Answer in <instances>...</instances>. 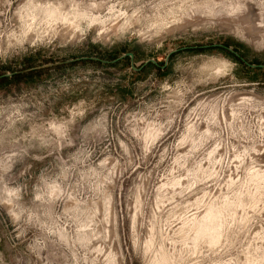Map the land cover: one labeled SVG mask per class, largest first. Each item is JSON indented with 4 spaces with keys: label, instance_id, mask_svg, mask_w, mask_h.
<instances>
[{
    "label": "rangeland",
    "instance_id": "374dc122",
    "mask_svg": "<svg viewBox=\"0 0 264 264\" xmlns=\"http://www.w3.org/2000/svg\"><path fill=\"white\" fill-rule=\"evenodd\" d=\"M264 0H0V264H264Z\"/></svg>",
    "mask_w": 264,
    "mask_h": 264
},
{
    "label": "water",
    "instance_id": "95a60500",
    "mask_svg": "<svg viewBox=\"0 0 264 264\" xmlns=\"http://www.w3.org/2000/svg\"><path fill=\"white\" fill-rule=\"evenodd\" d=\"M218 47H221V46H218ZM187 48H184V49H181V50H177V51H174L173 53H171L167 60H166V63H165V66L168 65V62H169V59L170 57L179 52V51H183V50H186ZM127 58H130L131 59V66L134 70L136 71H139V70H142L143 68H145L148 64L152 63L154 65H157V62L154 61V60H151L149 62H147L146 64H144L140 69H137L135 67V63H134V54L133 53H127L125 54L124 56L114 60V61H104V60H101V59H98V58H80V59H74V60H70V61H66V62H62V63H56V64H52V65H46V66H42V67H38V68H33V69H29V70H24V71H21V72H16V73H12V74H6L0 78H11L13 76H16V75H23V74H26V73H30V72H34V71H38V70H41V69H46V68H51V67H58V66H63V65H68V64H73V63H76V62H79V61H96V62H100V63H103V64H117ZM246 65H248L250 68H253V69H264V65H252V64H249L246 62Z\"/></svg>",
    "mask_w": 264,
    "mask_h": 264
},
{
    "label": "flooded vegetation",
    "instance_id": "af4514ba",
    "mask_svg": "<svg viewBox=\"0 0 264 264\" xmlns=\"http://www.w3.org/2000/svg\"><path fill=\"white\" fill-rule=\"evenodd\" d=\"M218 46H221V47H218ZM210 47H217V48H222V49H226V50H228L230 53H232V54H234L236 57H238L239 59H241L245 64H246V61L236 52V51H234V50H232V49H230L229 47H227V46H225V45H213V46H203V47H186L187 49L186 50H194V49H208V48H210ZM182 49H184V48H182ZM179 50H181V49H179ZM183 51H185V50H183ZM179 52H181V51H179ZM179 52H177V53H179ZM177 53H175V54H177ZM175 54H173V55H175ZM172 55V56H173ZM171 56V57H172ZM171 57H170V59H171ZM168 58V57H167ZM127 59H130V58H127ZM170 59H169V61H170ZM167 60V59H166ZM130 61H131V59H130ZM134 63H135V55H134ZM150 64H152V63H150ZM150 64H148V65H150ZM168 64H169V62H168ZM147 65V66H148ZM154 65V64H153ZM156 66H159L158 64L156 65ZM168 66V65H167ZM167 66H165V64H164V66L162 67V69H165ZM249 67V66H248ZM140 69V68H139ZM144 69V68H143ZM142 69V70H143ZM142 70H139V71H142ZM136 71V70H135ZM138 71V72H139ZM14 77V76H13ZM12 78V77H11Z\"/></svg>",
    "mask_w": 264,
    "mask_h": 264
}]
</instances>
